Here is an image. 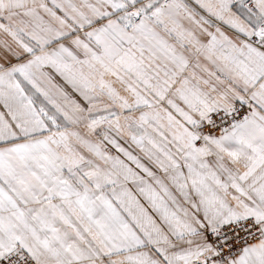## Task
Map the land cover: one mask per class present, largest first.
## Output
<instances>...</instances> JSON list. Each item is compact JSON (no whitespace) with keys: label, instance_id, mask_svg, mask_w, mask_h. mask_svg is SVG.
<instances>
[{"label":"snow or ice","instance_id":"obj_1","mask_svg":"<svg viewBox=\"0 0 264 264\" xmlns=\"http://www.w3.org/2000/svg\"><path fill=\"white\" fill-rule=\"evenodd\" d=\"M0 264H264V0H0Z\"/></svg>","mask_w":264,"mask_h":264}]
</instances>
